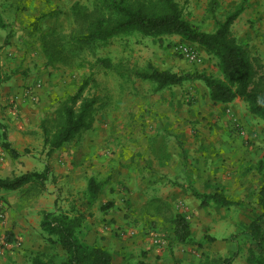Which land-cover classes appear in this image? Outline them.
<instances>
[{
    "label": "crops",
    "instance_id": "obj_1",
    "mask_svg": "<svg viewBox=\"0 0 264 264\" xmlns=\"http://www.w3.org/2000/svg\"><path fill=\"white\" fill-rule=\"evenodd\" d=\"M72 2L73 0H0L2 19L0 42L5 38L12 43L22 44L23 37H26L24 33L28 18H35L39 12L49 10L47 7L50 5L54 6V9L57 5L68 6ZM219 4L220 8H218ZM241 7L243 12L231 29L232 38L246 49L250 59L254 61L255 71L264 80V0H218L215 7H212V12H217L213 14L214 21L206 24L205 30L207 33H214L218 22L225 20ZM12 30L14 32L9 33ZM17 51L18 48L17 50L4 48L0 53V60L8 62L19 57L21 52ZM23 57L22 55L21 58ZM34 77L35 75H30L29 71H23L8 79L2 86L0 122L6 128L8 141L21 158L11 160L10 165L8 162L0 163V178L34 172L45 173L44 168L48 167L47 179L43 185L31 183L19 191L2 194L0 207L4 210L5 221L0 222V236L8 235L12 240V247L4 251L0 264H27L30 255L36 252L60 254L64 258L65 253L61 247H48L44 242L41 230L43 214L60 210L62 201L70 205V210H76L75 205L86 202L89 181L97 176L104 177V181L100 183L101 192L98 197L104 206L107 201L120 204L126 200L130 204L134 203L137 208L142 205L164 204L172 209L175 205L183 203L195 211L201 204L194 197L193 191H200L193 186L197 189H200L199 187L208 189L203 193L200 192L202 194L215 193L211 188L220 187L225 176L230 175L231 172L249 173V169H245V166L240 169L228 167L226 170L211 168L207 162L203 164L204 160L199 159L188 163V152H191L190 156H199V150L195 149L196 147L189 150L181 145L199 138L191 135L190 123H197L196 129L204 132L205 127L200 125L208 124L210 121L207 129L229 127L225 113L229 107L234 113L242 115L245 126L252 131L251 127L256 124V119L243 112L240 99L228 104L229 106L223 104L214 106L204 101L203 94L200 93L195 95L196 108L191 111V115H188L185 111L184 99L180 93H175L173 90L154 94L149 100L148 117L139 118V124L142 125L137 127L135 133V136L145 144L142 147H133L129 153L132 154L130 157L119 148H112L115 154H108L107 143L113 140L108 141L105 136L99 137L93 134L86 136L83 146L78 145L79 139H76L75 142L49 155L39 125L44 118L50 116V106L59 91V86L53 76L51 80L47 78L46 85L43 80L44 85L36 88ZM206 113L209 116L205 117ZM205 118H208L207 121L204 120ZM146 129L148 131L144 132ZM207 133L213 134L211 131ZM115 134L116 138L121 136V133ZM146 137H148L147 142ZM216 139L229 141L230 137L224 132L218 133ZM198 142L199 140L196 145ZM179 143L180 148L177 147ZM29 150L31 155L41 159L43 162L40 163L41 166L33 163L31 156H24ZM256 179L259 182L260 177L257 176ZM88 201L84 204L87 209L90 208ZM117 203L114 208L113 203L109 204L111 208L104 213L106 220L104 226L97 227L102 232L101 239L104 238L102 245L113 256V264H125L126 260L135 258L131 254L136 250L141 254L136 260L145 264L200 263L199 257L185 252L186 247L169 245L168 242H165L164 246H155V236L166 237V231L171 232V228L172 231L174 230L171 223L166 227L163 224L156 227L137 224L134 222L136 219L127 220L128 215L118 211ZM86 212L91 213L88 210L84 211ZM90 217L87 219L93 218ZM85 219L84 214V221ZM89 224L87 226L93 228V224L97 223L92 219ZM93 230L94 228L91 232ZM130 237L133 238L132 241L129 240ZM111 243H115L116 247H110ZM192 249L194 247H190L189 250Z\"/></svg>",
    "mask_w": 264,
    "mask_h": 264
},
{
    "label": "rangeland",
    "instance_id": "obj_2",
    "mask_svg": "<svg viewBox=\"0 0 264 264\" xmlns=\"http://www.w3.org/2000/svg\"><path fill=\"white\" fill-rule=\"evenodd\" d=\"M176 1L183 10L186 20L207 33L205 30L206 24L214 21L213 14L217 13L212 12V3L214 1L218 3V0ZM77 4L91 9L89 0H73L68 6L57 5L54 9V6L51 7L50 5L47 7L49 10L45 12L38 11L37 17L27 19L26 33H24L26 37H23L24 44L12 43L5 38L0 42V53L4 48H15L16 50L18 48L17 52H21V54L19 53V57L11 61L3 62L0 60V72L6 78L10 79L23 71H29L30 75H35L36 88H41L44 85L43 80L46 85L48 83L47 78L51 80L53 76L54 80L58 81L57 86H59V91L51 103L50 116L40 122V128L44 121L54 118L65 99L74 96L78 89L86 83L84 96L97 101L96 114L92 128L82 132L78 136V145L83 146L86 136L89 134L99 137L105 136L108 141L109 139L113 140L107 143L108 154H115L112 148H119L124 150L126 156H128L133 147H142L145 144L139 137L135 136V133L137 127L142 125L139 124V118L141 116L143 118L148 117V103L154 94H162L165 90H173L175 93H180L184 99L185 111L188 112V115H191V111L196 108L194 106L197 102L195 95H199L200 93L203 94L204 101L214 106L217 105V103L211 100L209 90L203 82H186L182 86L159 91L156 84L152 81L141 78V75L149 73L151 68L179 75L199 73L214 79L223 78L216 58L209 55L202 47L183 42L179 37L151 38L143 36L138 32H130L109 40L104 47L98 48L96 55L91 53L90 50L83 51L77 57H71V55L77 54V52L71 54L66 51V53L58 48L52 51L51 44H57L62 41V44L67 46V43L70 42L71 33L77 30L72 15L73 7ZM218 8H220V4ZM43 15H45L44 19L36 23V19ZM13 32L12 30L9 33L12 34ZM52 33L54 40L52 39ZM180 45H184L192 50L200 62H193L178 52L177 48ZM22 55L24 56L23 59L21 58ZM252 64L254 65V61H252ZM255 72L256 76L253 87L256 91L263 92V77L257 71ZM38 85L41 86L38 87ZM239 99L243 105V112L256 119V124L254 127H251L252 131H249L247 126H245V123L242 121V115L234 113V110L229 107L225 110L228 123L230 124V126L229 124H226V126L229 127L217 128L215 130L214 128L207 129L210 121L208 124L200 125L205 127L206 131L204 132L196 129L197 123H190V133L192 136L199 137V142L196 145L198 140L194 142L189 140L188 143L181 144L189 148V150L193 147L199 150V156H190L191 152H188V163H191V160L199 159L204 160L203 164L207 162L211 168L227 170L228 167L240 169L245 166V169H249L248 174L241 171H233L228 176L222 174V176L226 177L222 185L211 188L212 192L222 193L226 199L236 203L234 206L226 209L211 204L206 208L198 206L195 211L183 203L175 205L172 209L168 208V206L166 207L164 204L142 205L140 208H137L134 203L130 204L126 200L120 204L115 201H107L104 206L98 198L94 202L88 201L90 208L87 209L86 206L84 207V204L89 200L87 196L85 203L82 201V204L74 206L76 210H70V205L62 201L60 202V210L54 212L76 216L78 214L81 215L86 210L88 212L91 211L89 214L87 212L84 213L86 219L83 222L80 234V238L86 243L90 242V244H93V242L94 244H102L104 241V238L101 239L102 232L97 227L98 225L104 226L106 222L104 213L111 208L109 206L110 203H113V208L117 203L118 211L128 215L127 220L136 219L134 222L145 224V226L156 227L163 224L166 227L173 221L176 215H181L191 224L192 242L188 245L176 246L186 247L185 252L188 255L194 254L196 257H199V264H205L207 257L213 261L216 259H233L232 264H258L257 259L264 257V221L262 222L263 242L260 246L255 244L250 238L249 226L261 214L260 208L257 206V193L262 184V178L258 169L261 163H264V120L253 115L250 112L248 104L243 99ZM227 106L229 105L227 104ZM207 116L209 114L206 113L205 117ZM207 119L205 118L204 120L207 121ZM2 127L6 130L0 122V147L5 156L4 162H8L10 165L11 160H19L21 157L12 159L4 151L1 141ZM147 131V129L144 130V132ZM209 131L213 134L207 133ZM224 132H227L229 135V141L216 139L218 133ZM115 133H121V136L116 138ZM147 140L148 137H146V142ZM177 147L180 148V143ZM28 155L31 156L30 158L33 163L41 166L40 163L43 162H41L40 158L31 155L30 150L24 156ZM44 169L46 171L44 172L47 173L48 167ZM257 176L261 179H259V182L256 179ZM94 179L99 184L104 181V177L102 176H97ZM199 184L202 185L203 183L199 182ZM193 188L202 193L208 190L203 187L197 189L193 186ZM89 216L93 217L92 219L97 223L93 224V232H91L93 228L87 226L90 225L89 223L92 220L87 219ZM172 229L171 232L166 231V237L160 236L169 245H175L174 241H172ZM9 239L8 235L0 236V258L4 256L3 253L5 250H8V247H12V242ZM43 239L48 244V247H58L47 243L45 237ZM210 239H214V241ZM129 240L132 241L133 238ZM155 246L158 245L155 244ZM110 247H116L115 243H111ZM190 247H194V249L189 250ZM206 248L209 249L207 250ZM140 255L136 250V252L131 254L135 258L126 260L125 264H137L136 257L140 258ZM53 256L58 263L64 259L60 254Z\"/></svg>",
    "mask_w": 264,
    "mask_h": 264
},
{
    "label": "trees",
    "instance_id": "obj_3",
    "mask_svg": "<svg viewBox=\"0 0 264 264\" xmlns=\"http://www.w3.org/2000/svg\"><path fill=\"white\" fill-rule=\"evenodd\" d=\"M89 1L91 9L84 8L80 4L73 7L72 15L77 30L71 33L70 42L67 43L68 48L61 41L51 44L52 51L58 48L71 54L77 52L71 55V57H77L83 51L90 50L96 55L98 48L104 47L109 40L130 32H138L151 38L179 37L183 42L202 47L209 55L216 58L223 78L214 79L199 73L179 75L151 68L149 73L141 75L142 79L152 81L159 91L182 86L186 82H203L214 103L227 105L241 98L248 104L253 115L264 120V91L258 92L254 89L256 72L250 56L246 49L232 38L231 29L242 14V7L225 20L218 22L214 33H206L186 20L176 0ZM215 5L216 3L213 2V8ZM44 17L45 15L38 17L36 23ZM1 22L0 16V27ZM51 35L54 40L53 33ZM7 81L8 78L0 72V94L2 86ZM86 86V83L83 84L74 96L65 99L54 118L42 123L44 146L49 155L75 142L82 132L92 128L97 101L84 96ZM1 130L4 151L12 159L20 158L21 155L8 141L6 130L3 127ZM258 172L262 178V184L257 193V206L261 214L249 226V236L255 244L260 246L263 242L264 163H261ZM46 179V173L37 172L12 178H0V199L3 193L19 191L31 183L43 185ZM100 192V184L95 179L90 180L87 192L89 201H96ZM193 195L200 201L203 208L215 204L228 209L236 204L219 192L202 194L193 191ZM83 222L82 214L70 216L62 212H45L41 222L45 240L51 245L61 247L65 257L58 263L53 255L36 252L31 254L28 264H113V256L105 246L99 243L88 244L80 238ZM171 224L174 226L172 241L175 245H188L192 242L191 224L183 216L176 215ZM9 240L12 242L11 238ZM210 240L214 241V239ZM206 259L205 264L233 263V259H216L215 261L208 257ZM257 263L264 264V257L257 259ZM137 264L145 263L142 261Z\"/></svg>",
    "mask_w": 264,
    "mask_h": 264
},
{
    "label": "built area",
    "instance_id": "obj_4",
    "mask_svg": "<svg viewBox=\"0 0 264 264\" xmlns=\"http://www.w3.org/2000/svg\"><path fill=\"white\" fill-rule=\"evenodd\" d=\"M177 50L178 52L189 58L191 61L200 62L199 59L197 58V55H195V53L192 50H190L188 47L184 45H180L178 46ZM40 86L41 85H38V87ZM4 158H5L4 153L0 147V163H3L5 161ZM4 221H5V213L2 207H0V222H4ZM154 243L159 246H164L166 244L165 241L160 236H155Z\"/></svg>",
    "mask_w": 264,
    "mask_h": 264
}]
</instances>
